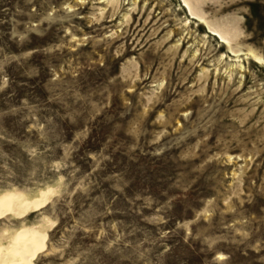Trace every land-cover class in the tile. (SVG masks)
<instances>
[{
    "label": "rangeland",
    "instance_id": "374dc122",
    "mask_svg": "<svg viewBox=\"0 0 264 264\" xmlns=\"http://www.w3.org/2000/svg\"><path fill=\"white\" fill-rule=\"evenodd\" d=\"M7 191L33 264H264V0H0Z\"/></svg>",
    "mask_w": 264,
    "mask_h": 264
},
{
    "label": "bare ground",
    "instance_id": "6f19581e",
    "mask_svg": "<svg viewBox=\"0 0 264 264\" xmlns=\"http://www.w3.org/2000/svg\"><path fill=\"white\" fill-rule=\"evenodd\" d=\"M15 191L0 194V215L11 210L26 213L31 208H39L46 202L51 192H42L35 198H28L23 193ZM46 237L34 227H23L16 231L8 243L0 241V264H33L34 259L44 248Z\"/></svg>",
    "mask_w": 264,
    "mask_h": 264
}]
</instances>
